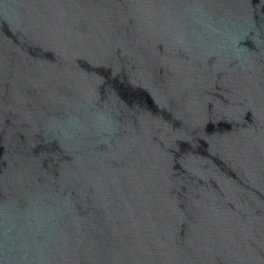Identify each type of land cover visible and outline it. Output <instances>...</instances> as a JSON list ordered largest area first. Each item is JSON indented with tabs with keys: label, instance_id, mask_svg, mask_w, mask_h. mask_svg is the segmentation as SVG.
<instances>
[{
	"label": "water",
	"instance_id": "water-1",
	"mask_svg": "<svg viewBox=\"0 0 264 264\" xmlns=\"http://www.w3.org/2000/svg\"><path fill=\"white\" fill-rule=\"evenodd\" d=\"M0 264H264V0H0Z\"/></svg>",
	"mask_w": 264,
	"mask_h": 264
}]
</instances>
